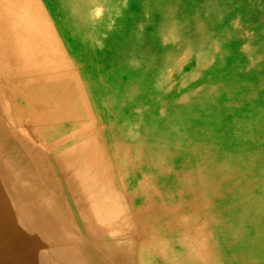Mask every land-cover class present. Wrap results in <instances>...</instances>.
I'll return each mask as SVG.
<instances>
[{
  "label": "bare ground",
  "instance_id": "obj_1",
  "mask_svg": "<svg viewBox=\"0 0 264 264\" xmlns=\"http://www.w3.org/2000/svg\"><path fill=\"white\" fill-rule=\"evenodd\" d=\"M0 5L8 8L6 14L0 10L5 32L0 73L21 79L22 86L27 80L29 109L30 100L38 99V107L56 117L68 110L86 115L85 106H76L72 82L43 76L62 71L55 62L64 51L83 80L110 158L129 176L124 180L136 194L134 211L142 224L155 226L152 235L180 245L170 228L181 223L198 232L196 247L206 264H264V0H0ZM235 13L261 48L257 62L251 43L241 44ZM177 29L191 43L183 59L185 50L173 43ZM217 41L225 59L229 56L225 71L210 63ZM239 43L245 69L234 63ZM189 63L193 69L183 72ZM194 68L210 76L220 72L233 96L219 104L210 90L188 97ZM147 179L152 197L144 196L150 193Z\"/></svg>",
  "mask_w": 264,
  "mask_h": 264
},
{
  "label": "rangeland",
  "instance_id": "obj_2",
  "mask_svg": "<svg viewBox=\"0 0 264 264\" xmlns=\"http://www.w3.org/2000/svg\"><path fill=\"white\" fill-rule=\"evenodd\" d=\"M1 8L3 13L8 12L7 6L0 5ZM234 15L244 38L241 44L250 42L251 58L259 61L260 46L253 44L247 35L244 19ZM4 33L0 29V50ZM173 36L174 45L185 50L180 58L187 57L191 43L187 44L181 30L177 29ZM239 45L234 63L245 69L247 58L239 55ZM201 51L207 54L208 49L201 45ZM195 53L190 54L193 57ZM217 54L210 63L225 71L223 62L229 56L225 59L223 45L218 41ZM58 58L61 62L55 63L62 71L56 76L51 73L43 76L49 75L52 81L63 84L72 82L79 101L76 106H85L86 115L79 110H68L59 118L39 108L38 99L30 100L34 107L29 109L25 106L27 80L22 86L18 83L21 79L0 73V264H206L196 247L198 232L174 222L176 230H171L173 226L169 228L172 234H178L174 236L180 238V245L175 242L169 245L152 235L154 225L140 222L136 194L124 180L129 176L121 174L116 161L110 158L111 152L83 80L63 50ZM186 68L183 72L188 73L193 66L189 63ZM198 70L194 68V79L187 83L188 97L193 99L199 90H210L219 104L233 96L228 83L221 82L220 72L210 76L208 70L203 74ZM144 125L141 123L142 128ZM134 136L139 134L136 132ZM143 175L148 177L147 173ZM146 181L150 191L151 182ZM151 192L144 196L152 197ZM150 206L153 207L152 203Z\"/></svg>",
  "mask_w": 264,
  "mask_h": 264
}]
</instances>
